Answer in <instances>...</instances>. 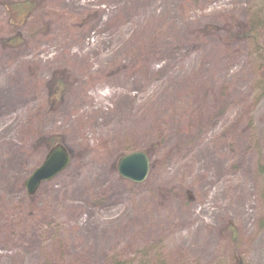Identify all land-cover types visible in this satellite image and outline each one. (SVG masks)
<instances>
[{
    "label": "rangeland",
    "instance_id": "rangeland-1",
    "mask_svg": "<svg viewBox=\"0 0 264 264\" xmlns=\"http://www.w3.org/2000/svg\"><path fill=\"white\" fill-rule=\"evenodd\" d=\"M20 1L0 0V264H264V27L239 32L264 0H31L1 25ZM49 137L70 163L28 196ZM136 150L141 183L116 171Z\"/></svg>",
    "mask_w": 264,
    "mask_h": 264
},
{
    "label": "water",
    "instance_id": "water-1",
    "mask_svg": "<svg viewBox=\"0 0 264 264\" xmlns=\"http://www.w3.org/2000/svg\"><path fill=\"white\" fill-rule=\"evenodd\" d=\"M70 162V156L61 143L53 144L44 154L41 163L32 170L23 182L27 195H34L42 182H48L62 172ZM116 171L120 177L141 183L149 171V161L145 152L136 150L118 158Z\"/></svg>",
    "mask_w": 264,
    "mask_h": 264
},
{
    "label": "trees",
    "instance_id": "trees-1",
    "mask_svg": "<svg viewBox=\"0 0 264 264\" xmlns=\"http://www.w3.org/2000/svg\"><path fill=\"white\" fill-rule=\"evenodd\" d=\"M31 0L20 1L13 6H7L4 9V16L1 20V25L4 27H13L18 23H23L32 13ZM246 29L244 27L239 28V32H254L261 30L264 27V11L256 12L254 16L248 19ZM263 21V22H262ZM57 142L53 137L44 139L41 143L44 145L45 150ZM120 263V261H119Z\"/></svg>",
    "mask_w": 264,
    "mask_h": 264
},
{
    "label": "bare ground",
    "instance_id": "bare-ground-1",
    "mask_svg": "<svg viewBox=\"0 0 264 264\" xmlns=\"http://www.w3.org/2000/svg\"><path fill=\"white\" fill-rule=\"evenodd\" d=\"M235 250L237 254L241 253V243H236ZM153 252V253H152ZM152 254H148L145 257L144 263L145 264H178V261L176 260L178 253H165L159 249H156V251H152ZM139 264H144L142 263ZM180 264H185L181 262ZM191 264V263H190ZM197 264V263H193ZM237 264H243L240 260L237 261Z\"/></svg>",
    "mask_w": 264,
    "mask_h": 264
}]
</instances>
